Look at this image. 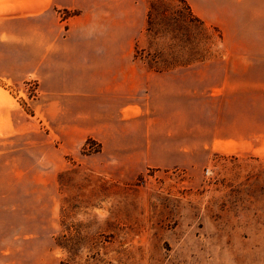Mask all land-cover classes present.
<instances>
[{"label": "rangeland", "instance_id": "rangeland-1", "mask_svg": "<svg viewBox=\"0 0 264 264\" xmlns=\"http://www.w3.org/2000/svg\"><path fill=\"white\" fill-rule=\"evenodd\" d=\"M112 1L111 12L124 5ZM142 9L134 59L159 74V93L143 80L142 117L128 118L121 145L74 133V111L96 117L99 105L41 102L30 61L16 73L0 60V264H264V82L225 76L220 59L257 51L235 50L238 34L222 44L214 26L220 15L229 29L232 12L264 16V0Z\"/></svg>", "mask_w": 264, "mask_h": 264}, {"label": "crops", "instance_id": "crops-1", "mask_svg": "<svg viewBox=\"0 0 264 264\" xmlns=\"http://www.w3.org/2000/svg\"><path fill=\"white\" fill-rule=\"evenodd\" d=\"M110 1L0 0V60L16 73L21 62L30 61L23 64L24 73L37 75L41 102H45V98H57L74 104L99 105L96 111L99 125L95 127L91 123L96 117L89 111H74V133L81 134L83 139L89 128L99 134L102 132L105 137L101 140L103 150L117 141L116 144L121 145L120 131L126 127L128 118L137 121L142 117L143 80L152 82L146 92L151 98L159 93L160 80L156 73L142 75L134 59L136 35L143 32L146 23L142 0H113V3L124 5L114 7L112 12ZM244 1L247 0H234V4L242 7ZM58 8L73 14L61 22ZM74 11L77 14L74 15ZM255 12L252 18L249 12L247 16L232 12L233 25L229 29L223 16L219 15L214 22L222 35V44L227 43L228 33L234 37L238 34V43H232L235 50L247 47L257 51V55L237 53L220 59L228 67L225 76L233 81H254L258 75V81L264 82V16H256ZM122 37L124 41L119 40ZM76 38L80 41H74ZM233 39L230 36V41ZM239 67L244 68L240 70ZM256 88L264 97V84ZM247 90L256 93L254 84ZM166 91L167 100L172 99L168 85ZM164 108L168 110V106ZM255 122L248 126H255ZM261 122L262 127L258 128L264 131V118ZM234 130L235 127L227 126L232 135H236ZM116 154L123 155L121 151Z\"/></svg>", "mask_w": 264, "mask_h": 264}]
</instances>
